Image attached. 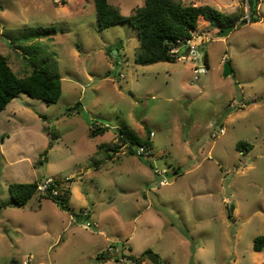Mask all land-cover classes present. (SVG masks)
I'll return each instance as SVG.
<instances>
[{
    "label": "rangeland",
    "instance_id": "374dc122",
    "mask_svg": "<svg viewBox=\"0 0 264 264\" xmlns=\"http://www.w3.org/2000/svg\"><path fill=\"white\" fill-rule=\"evenodd\" d=\"M145 1L110 0L126 16ZM176 1L237 23L219 38L200 18L194 51L141 66L137 30L100 29L94 0H0V54L18 76L58 72L63 89L56 104L20 94L0 114V264H152L147 252L159 264H264L253 250L264 236V0L257 23L247 0ZM123 125L150 138L151 158L119 144ZM49 178L70 179L74 214L39 194L12 204L10 185Z\"/></svg>",
    "mask_w": 264,
    "mask_h": 264
},
{
    "label": "trees",
    "instance_id": "16d2710c",
    "mask_svg": "<svg viewBox=\"0 0 264 264\" xmlns=\"http://www.w3.org/2000/svg\"><path fill=\"white\" fill-rule=\"evenodd\" d=\"M253 2L254 0H247L250 8L249 22L257 23L261 21L257 15L259 0H257L256 9H253ZM94 5L100 29L128 23L137 30L140 46L135 56V63L141 66L161 62L175 63L180 58L175 50L180 47L181 42L192 39L200 18L218 31H223L228 26H234L237 23L235 17L223 14L211 6L184 5L176 0H146L143 6L133 8L128 16L123 15L120 8L112 4L110 0H94ZM255 15L257 16L255 17ZM243 24H246V21ZM51 32L53 30L49 31V33ZM46 33V31H38L36 36L39 37ZM205 62L207 64V55ZM20 94L40 99L47 104H56L63 95L62 79L58 72H49L39 68H35L30 75L18 76L9 65L7 58L0 54V114ZM106 129L92 130V135L103 133ZM117 130L120 145L137 146V148L144 146L149 149L150 138L141 139L129 130L127 125H123ZM236 148L248 153L253 149V146L246 142H240ZM117 149L120 147L117 146L114 152H118ZM129 154L138 156L137 151L132 149H129ZM64 183L55 182L59 193L55 197L50 194H39L37 191L39 183L37 182L12 184L9 187L12 204L23 208L34 195L39 194L41 198L52 200L61 210L74 214L66 206L65 199L69 194V189ZM5 206L6 204H0V208ZM83 213L81 211L80 216ZM263 249L264 236H258L254 239L253 250L261 252ZM125 257L126 255L123 253L121 259ZM103 258L105 259L104 256L101 257V259ZM117 260L119 261L120 257H117ZM134 264H142V259H135Z\"/></svg>",
    "mask_w": 264,
    "mask_h": 264
},
{
    "label": "built area",
    "instance_id": "2783aa9c",
    "mask_svg": "<svg viewBox=\"0 0 264 264\" xmlns=\"http://www.w3.org/2000/svg\"><path fill=\"white\" fill-rule=\"evenodd\" d=\"M69 1H71V0H52V2L54 4H64V3L69 2ZM249 21H250V18H249ZM194 33H193L192 39L187 40L186 42H181L180 43V47L181 46L188 47L190 51H194L196 49L195 45H194V42L196 41V38L194 37ZM180 47H178V49H176L175 52L179 53V48ZM236 105H238L237 102H234L231 106H236ZM243 105H244V101L241 102L240 106H243ZM224 133H225L224 130L221 129L218 132H215L213 134V137L216 138L218 136H222V135H224ZM151 136H152V134H151ZM136 151H137V155L138 156H143V157H146V158H151L152 157L151 151L148 148L144 147V146L138 147L136 149ZM69 180L70 179L62 180V179H56V178H49V179L45 180L44 182L39 183L37 191L41 195L50 194L53 197L58 196L59 193H58V191L56 189L55 182L56 181L67 182ZM160 184L161 185H165L166 181L163 180V181L160 182ZM83 215L85 217H89V214L87 212H84ZM88 226H90V224H88ZM29 262H30V258L26 259L25 264H29Z\"/></svg>",
    "mask_w": 264,
    "mask_h": 264
},
{
    "label": "water",
    "instance_id": "95a60500",
    "mask_svg": "<svg viewBox=\"0 0 264 264\" xmlns=\"http://www.w3.org/2000/svg\"><path fill=\"white\" fill-rule=\"evenodd\" d=\"M257 6V0H254L253 2V9H256ZM257 15H255L256 17ZM234 29V26H228L227 28H225L223 31H220L217 36L219 38H226L230 35V33L232 32V30ZM233 74V69L230 65V63H226L225 67H224V72L223 75L224 77H229ZM146 258L152 263V264H159V257L152 253V252H147L146 253Z\"/></svg>",
    "mask_w": 264,
    "mask_h": 264
},
{
    "label": "crops",
    "instance_id": "0c3cea01",
    "mask_svg": "<svg viewBox=\"0 0 264 264\" xmlns=\"http://www.w3.org/2000/svg\"><path fill=\"white\" fill-rule=\"evenodd\" d=\"M115 5V4H114ZM185 48V50H187V48L186 47H184ZM186 52V51H185ZM201 60H203V59H201ZM149 136V135H148ZM50 203H51V205L53 206V208L56 210V212L57 213H61V212H64L63 210H61L58 206H57V204L56 203H54L52 200H49V199H47Z\"/></svg>",
    "mask_w": 264,
    "mask_h": 264
}]
</instances>
